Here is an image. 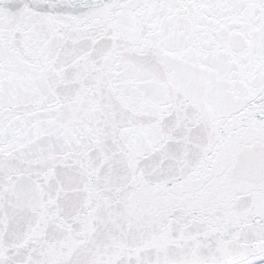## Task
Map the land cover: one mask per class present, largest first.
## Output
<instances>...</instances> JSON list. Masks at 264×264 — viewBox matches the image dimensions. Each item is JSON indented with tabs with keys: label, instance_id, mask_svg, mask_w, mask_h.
<instances>
[{
	"label": "snow or ice",
	"instance_id": "6c2138e0",
	"mask_svg": "<svg viewBox=\"0 0 264 264\" xmlns=\"http://www.w3.org/2000/svg\"><path fill=\"white\" fill-rule=\"evenodd\" d=\"M0 264H264V0H0Z\"/></svg>",
	"mask_w": 264,
	"mask_h": 264
}]
</instances>
